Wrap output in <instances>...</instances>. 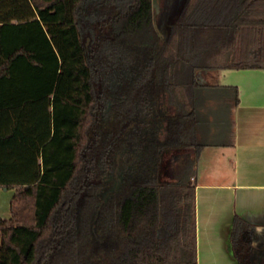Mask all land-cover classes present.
Instances as JSON below:
<instances>
[{"label":"trees","instance_id":"trees-1","mask_svg":"<svg viewBox=\"0 0 264 264\" xmlns=\"http://www.w3.org/2000/svg\"><path fill=\"white\" fill-rule=\"evenodd\" d=\"M224 69H264V0H0V264H197L198 73Z\"/></svg>","mask_w":264,"mask_h":264},{"label":"crops","instance_id":"crops-1","mask_svg":"<svg viewBox=\"0 0 264 264\" xmlns=\"http://www.w3.org/2000/svg\"><path fill=\"white\" fill-rule=\"evenodd\" d=\"M198 77L203 90L222 91L230 99V90L221 88L236 87L238 102L231 109L232 139L211 140L215 129L205 122L198 128L205 146L191 178L196 263L264 264V69H224ZM235 216L244 225L238 246L232 243Z\"/></svg>","mask_w":264,"mask_h":264},{"label":"rangeland","instance_id":"rangeland-1","mask_svg":"<svg viewBox=\"0 0 264 264\" xmlns=\"http://www.w3.org/2000/svg\"><path fill=\"white\" fill-rule=\"evenodd\" d=\"M88 1L86 0V2ZM223 93L228 95V93L222 91L199 90L197 109L200 124L203 125L205 122L206 125H210L209 128L215 129V133L210 138L213 141L230 139L229 130L233 99H230V97L226 99L221 95ZM200 142L202 141L200 140ZM14 193V189H0V218H10V200Z\"/></svg>","mask_w":264,"mask_h":264},{"label":"flooded vegetation","instance_id":"flooded-vegetation-1","mask_svg":"<svg viewBox=\"0 0 264 264\" xmlns=\"http://www.w3.org/2000/svg\"><path fill=\"white\" fill-rule=\"evenodd\" d=\"M200 74V73H199Z\"/></svg>","mask_w":264,"mask_h":264}]
</instances>
